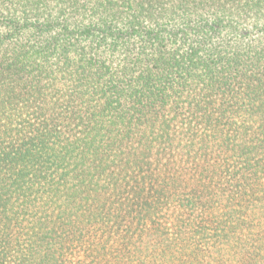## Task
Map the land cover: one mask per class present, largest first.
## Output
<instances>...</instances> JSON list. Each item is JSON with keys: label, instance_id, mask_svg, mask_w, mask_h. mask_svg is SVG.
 <instances>
[{"label": "trees", "instance_id": "obj_1", "mask_svg": "<svg viewBox=\"0 0 264 264\" xmlns=\"http://www.w3.org/2000/svg\"><path fill=\"white\" fill-rule=\"evenodd\" d=\"M19 105L0 264H264V0H0V121ZM171 192L212 246L163 226Z\"/></svg>", "mask_w": 264, "mask_h": 264}, {"label": "rangeland", "instance_id": "obj_2", "mask_svg": "<svg viewBox=\"0 0 264 264\" xmlns=\"http://www.w3.org/2000/svg\"><path fill=\"white\" fill-rule=\"evenodd\" d=\"M209 18V17H206ZM69 73H65L61 75H58L55 77V81H46V83H50L49 86L47 85V88L44 89V93L48 95L49 93L57 94L58 89L62 87L60 93L63 92L64 89L70 90L69 93L75 90L77 88L72 80L68 79ZM55 84H57L59 87H56ZM18 110H21V105L16 106L14 112L9 113L5 117H1V123L0 125H3L6 120H8L12 125L21 126L23 123L20 122L21 116H18L16 113ZM22 111V115L24 117H27L28 114L26 112ZM186 178L188 179V176H190V172L187 171ZM187 191H190V188H188ZM186 197V196H185ZM177 200H174V199ZM236 199L241 203V209L242 212L249 218L254 217L255 214H257L260 211V202L255 200V202H252L249 198H241L239 194L236 195ZM188 201L183 200L182 197H177L176 194L171 192L168 194L167 198L163 199V205L160 207V221L167 229H169L171 232H178L185 235L193 236L194 239L199 240L202 237L203 231H206L205 240L203 243H207L210 246L211 241L209 240V237L213 234V225L211 222L212 217H218V213L213 212L211 210H202L201 207L195 206H189ZM225 201L223 204L225 205ZM245 203V204H244ZM252 203V204H250ZM229 204L227 205V208H229ZM225 212H228L227 215H233L229 210H225ZM237 211V210H236ZM216 213V214H215ZM209 232V234H208ZM183 242V241H182ZM202 249L206 248L200 247ZM202 258H195V262H200ZM181 264H189V260H182Z\"/></svg>", "mask_w": 264, "mask_h": 264}]
</instances>
